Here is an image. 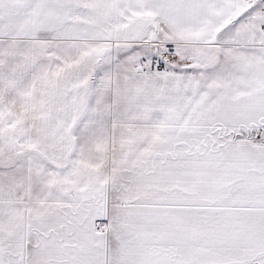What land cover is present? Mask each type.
Instances as JSON below:
<instances>
[{
	"label": "snow or ice",
	"instance_id": "snow-or-ice-1",
	"mask_svg": "<svg viewBox=\"0 0 264 264\" xmlns=\"http://www.w3.org/2000/svg\"><path fill=\"white\" fill-rule=\"evenodd\" d=\"M0 264H264V0H0Z\"/></svg>",
	"mask_w": 264,
	"mask_h": 264
}]
</instances>
